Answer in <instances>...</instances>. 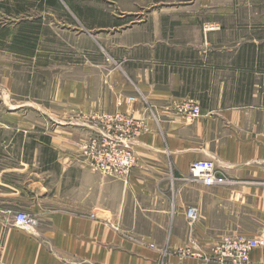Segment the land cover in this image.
I'll use <instances>...</instances> for the list:
<instances>
[{"label":"crops","instance_id":"1","mask_svg":"<svg viewBox=\"0 0 264 264\" xmlns=\"http://www.w3.org/2000/svg\"><path fill=\"white\" fill-rule=\"evenodd\" d=\"M126 1L132 14L147 9L112 47L126 57L95 65L94 82L64 75L63 106L46 109L31 140L0 106L3 264H210L185 247L208 249L225 234L264 239V12L245 10L247 0ZM185 102L199 115L181 112ZM114 112L140 126L126 183L80 152L98 133L116 134L100 118ZM201 159L227 182L190 178ZM187 206L200 212L191 227ZM20 210L36 216L32 229L14 225ZM249 257L264 264V245Z\"/></svg>","mask_w":264,"mask_h":264},{"label":"rangeland","instance_id":"2","mask_svg":"<svg viewBox=\"0 0 264 264\" xmlns=\"http://www.w3.org/2000/svg\"><path fill=\"white\" fill-rule=\"evenodd\" d=\"M247 1L245 10L264 12V0ZM36 2L0 0V106L6 105L8 111L17 112L16 119L22 121L26 130L23 133L25 142L41 130L36 124L46 120L43 113L47 108L63 106L66 94L63 91L58 93L56 88L66 77L64 75L79 78L86 72L94 82L95 65L100 68L103 62L107 69L120 65L126 51L112 47L119 42V34L142 21L147 10L137 7V14H132L129 9L134 5L126 0H73L72 3L93 7L97 11L88 28L70 9L72 4L64 0H58L55 6H46L42 11L38 10ZM22 8L25 11L18 13ZM106 19L124 23L114 27L102 26L100 21ZM23 25L31 26L32 31L38 33L33 37L36 49L30 59L13 48V40ZM87 90L93 92V85ZM16 119L8 116L10 121ZM27 154H32L31 149L24 153Z\"/></svg>","mask_w":264,"mask_h":264},{"label":"built area","instance_id":"3","mask_svg":"<svg viewBox=\"0 0 264 264\" xmlns=\"http://www.w3.org/2000/svg\"><path fill=\"white\" fill-rule=\"evenodd\" d=\"M133 100L134 97H130ZM179 110L188 117H196L200 113V106L196 103L185 102L180 105ZM110 130L116 134L107 136L98 133L80 144V152L88 160V165L100 173L115 176L126 183L131 169L136 164V157L131 148L130 138L137 134L140 126L131 117L120 112L111 114L104 113L100 117ZM190 178L201 181L204 185L225 184L226 176L217 168L214 160L201 159L192 162L188 168ZM199 209L196 206H187L185 218L191 227L199 217ZM13 223L22 229H32L36 225L37 218L33 213L27 211H15L12 213ZM115 231H120L118 223H110ZM264 245V239L260 237H249L244 234H225L208 249L191 247L187 245L184 252L192 257L200 258L210 264H252L250 252ZM2 248L0 246V264Z\"/></svg>","mask_w":264,"mask_h":264},{"label":"trees","instance_id":"4","mask_svg":"<svg viewBox=\"0 0 264 264\" xmlns=\"http://www.w3.org/2000/svg\"><path fill=\"white\" fill-rule=\"evenodd\" d=\"M66 3H70L71 7L70 9L76 13V15L79 17V19L84 23L85 26L90 28V24L93 20H95L94 16L97 12L93 7L89 6H81L78 3H72L73 0H64ZM58 0H37L38 10L42 11L44 10V7L50 6L53 7L57 4ZM1 6V5H0ZM25 11V9L19 10V12ZM90 16L92 18H90ZM110 19H106L105 21H100V24L102 26H119L123 21L115 20V21H109ZM37 37L38 33H35L32 31V27L29 25H23L21 26V30L19 31V34L15 36L14 42H13V48L17 50L20 55H23L25 58H32L33 52H35L36 47V39H33V37Z\"/></svg>","mask_w":264,"mask_h":264}]
</instances>
